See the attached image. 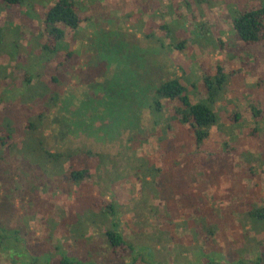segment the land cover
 <instances>
[{"label": "rangeland", "instance_id": "374dc122", "mask_svg": "<svg viewBox=\"0 0 264 264\" xmlns=\"http://www.w3.org/2000/svg\"><path fill=\"white\" fill-rule=\"evenodd\" d=\"M74 1L85 21L78 31L67 30L65 49L45 62L41 48L46 40V10L31 2L28 10L23 6L12 11L0 0V93L11 102L0 104V117L10 108L23 128L41 110H48L52 148L86 146L119 162L118 168L105 166L100 179L94 176L88 182L90 188L99 183L93 194L112 191L122 206L119 232L123 230L136 245L142 244L141 239L148 241L153 252L150 263L185 264L194 258L186 257L184 247L195 246L183 221L196 214L200 203L210 208L215 204L222 213L240 202L264 204V45H246L233 28L238 15L264 7V0ZM27 73L34 75L28 100L14 101L12 95L25 91L22 83ZM217 74L223 92L207 102L218 118L211 139L202 153L191 158L189 167L175 166V157L182 159L179 147L184 140L162 132L172 119L173 105L161 101L163 112L156 113L157 89L175 78L199 89L205 75L215 81ZM55 76L60 79L55 88L58 105L50 110L38 100L43 89L38 85ZM190 89V102L200 103L199 94ZM142 159L154 166H137ZM12 167L18 174L17 190L30 178L45 175L40 167ZM52 174L55 178L56 170ZM67 182L65 176L63 184ZM7 185L0 184V205L7 202L1 191ZM33 193L36 206L24 210L30 193L17 199V211L6 223L3 220L13 230L7 239L15 242L21 235L25 255L52 261L62 232L68 234L63 243L72 244L70 226L83 211L74 196L56 195L46 188ZM47 200L54 209L51 213L41 212ZM241 227L233 221L224 229L223 246L242 236ZM142 232L145 236L140 237ZM155 234H161L163 252L149 239ZM101 239L91 230L78 240L77 249L94 250L92 246ZM103 255L105 264H134L130 253L120 259L105 251ZM13 258L20 264L16 253ZM0 264H13V260L2 263L0 259Z\"/></svg>", "mask_w": 264, "mask_h": 264}, {"label": "trees", "instance_id": "16d2710c", "mask_svg": "<svg viewBox=\"0 0 264 264\" xmlns=\"http://www.w3.org/2000/svg\"><path fill=\"white\" fill-rule=\"evenodd\" d=\"M3 1L12 11L19 10L23 6L28 10L31 2L46 10L44 19L46 40L41 48V56L45 62L52 60L54 55L57 56L65 49L63 44L66 40L67 30L78 31L85 21L79 5L74 0H57L54 4L50 0ZM233 28L246 45H264V7L243 11L234 19ZM1 31L0 28V33ZM72 54L73 52L69 51L68 58H72ZM61 65L66 66L64 62ZM219 76L220 74H217L214 81L211 75H205L199 89L196 85L190 87L182 83L179 78L165 81L157 89L158 100L155 106L153 105L154 111L158 114L163 112L161 101L173 105L172 119L163 125L162 132L164 135L172 134L174 138L181 136L184 140L179 147L182 159L179 160L178 157H175V166L189 167L191 158L197 153H202L204 145L211 139L218 118L207 102L212 101L215 97L218 98L223 92L219 81H216ZM33 80L34 75L30 73L25 75L22 83L25 91L20 90L19 94L12 95L14 101H17V98L21 103L28 100L26 95L31 92L29 87L33 89ZM59 80V77L55 76L47 83L40 82L38 87L43 86V89L41 92L36 91L42 106L50 110L58 105V94L55 92V88ZM190 88L199 94L200 103L192 104L190 102ZM1 103H11L3 98V93H0ZM7 112L3 117H0V184L8 183L6 188L1 189L7 199L5 204L0 205V259L2 263H5L6 260H13V264H16L17 260L13 258L16 253L20 264H105L106 261H103L102 258L106 259V256H101V252L105 251L107 255L111 254L119 259L130 253L134 264H154L152 261L150 263L153 252L148 241L145 242L141 239L142 244L136 245L127 239L123 230L119 232L122 206L114 200L112 191L107 194L98 192L94 195L99 183L93 185V189L88 184L94 176L100 179L105 166L118 168L117 166H121L120 163L108 155L95 152L86 146L52 148L47 135L51 128L50 119L47 116L48 110L47 112L44 109L41 110L39 115L27 121L23 128L20 126L21 123L16 122L13 118L14 112L12 111V113L10 108L7 109ZM228 119L233 122L232 116ZM12 166L40 167L45 175L40 176L39 179L32 180L30 178L29 183L17 190L14 186L18 182V174L16 168ZM137 166L154 165L150 160L142 159ZM197 167L202 170L200 166ZM53 170H56L57 173L55 178H53ZM65 176L68 177V185L67 183L63 184ZM61 184L63 186H60ZM45 188L52 190L56 195L67 194L76 197V202L81 204L83 211L75 224L70 226L71 232L74 233L71 239L75 247L72 244L66 246L63 243L68 234L65 231L62 232L63 240L58 242L55 247L56 259L47 262L43 261V257L33 259L29 254L26 256L25 243L21 235L15 237V242L10 238L7 239L8 236H12L13 230L7 229L8 227L3 224V220L6 223L12 217L13 211H17L15 208L17 199H25L32 193V196L29 195L30 200L24 210L29 206H36L33 191H41ZM86 195L87 197H85ZM207 202H209L208 199ZM147 203L149 202H144V206H147ZM45 205L46 209L41 212L51 213L54 210L48 200ZM150 207H152L151 213L155 216V206L151 205ZM62 213L65 214V210ZM167 215L169 218V214ZM190 218L183 222H187L186 228L192 232L190 238L194 241L195 248L184 247V250L186 257L194 258V260H188L185 264H264V204L262 205L261 202H240L236 206L235 204L229 206L225 213H222V208L215 204L210 208L208 203H200L196 214ZM233 221H239L243 234L238 239L234 237L232 243L223 246L226 244L222 236L225 232L224 229L227 230L233 226ZM142 223L144 224V222ZM54 227L58 231L57 223L54 224ZM91 230L100 234L101 241L92 246L94 250L79 251L77 249L78 240L86 238ZM139 235L140 237L145 236L143 232ZM160 235L155 234L149 239L154 241L159 252H163ZM171 264L181 263L176 260Z\"/></svg>", "mask_w": 264, "mask_h": 264}]
</instances>
